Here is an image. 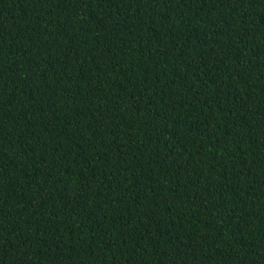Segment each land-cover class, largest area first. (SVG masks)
Masks as SVG:
<instances>
[{
	"label": "trees",
	"instance_id": "1",
	"mask_svg": "<svg viewBox=\"0 0 264 264\" xmlns=\"http://www.w3.org/2000/svg\"><path fill=\"white\" fill-rule=\"evenodd\" d=\"M0 264H264V0H0Z\"/></svg>",
	"mask_w": 264,
	"mask_h": 264
}]
</instances>
